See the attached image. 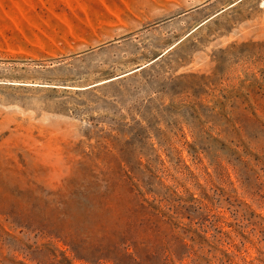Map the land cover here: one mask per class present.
I'll return each instance as SVG.
<instances>
[{
  "label": "rangeland",
  "instance_id": "1",
  "mask_svg": "<svg viewBox=\"0 0 264 264\" xmlns=\"http://www.w3.org/2000/svg\"><path fill=\"white\" fill-rule=\"evenodd\" d=\"M263 3L0 0V264H264Z\"/></svg>",
  "mask_w": 264,
  "mask_h": 264
},
{
  "label": "trees",
  "instance_id": "2",
  "mask_svg": "<svg viewBox=\"0 0 264 264\" xmlns=\"http://www.w3.org/2000/svg\"><path fill=\"white\" fill-rule=\"evenodd\" d=\"M0 214H3V213H0ZM30 218H31V221H32V222H34V223L37 222L35 218H33V217H30ZM51 234H54V235H56L57 237H59V236H64V238H69V236H70V235L67 233V231H56V230H54V231H52ZM70 234H71V232H70ZM58 235H59V236H58Z\"/></svg>",
  "mask_w": 264,
  "mask_h": 264
},
{
  "label": "bare ground",
  "instance_id": "3",
  "mask_svg": "<svg viewBox=\"0 0 264 264\" xmlns=\"http://www.w3.org/2000/svg\"><path fill=\"white\" fill-rule=\"evenodd\" d=\"M263 6H264V3H263Z\"/></svg>",
  "mask_w": 264,
  "mask_h": 264
}]
</instances>
